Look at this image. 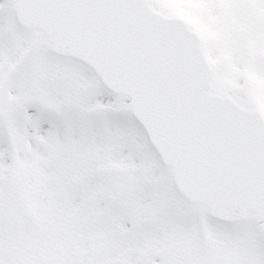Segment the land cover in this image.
<instances>
[{
	"label": "snow or ice",
	"instance_id": "obj_1",
	"mask_svg": "<svg viewBox=\"0 0 264 264\" xmlns=\"http://www.w3.org/2000/svg\"><path fill=\"white\" fill-rule=\"evenodd\" d=\"M0 0V264H264V0Z\"/></svg>",
	"mask_w": 264,
	"mask_h": 264
},
{
	"label": "rangeland",
	"instance_id": "obj_2",
	"mask_svg": "<svg viewBox=\"0 0 264 264\" xmlns=\"http://www.w3.org/2000/svg\"><path fill=\"white\" fill-rule=\"evenodd\" d=\"M166 5L173 10H177L179 13H183L184 15H187L190 19L192 17L193 22H195L199 26L203 35H210L207 29H205L206 27L200 23L198 17L192 11H190V9L194 8L195 6L190 4L188 0H165L163 7L165 8L166 11L171 12V9L169 10V8Z\"/></svg>",
	"mask_w": 264,
	"mask_h": 264
}]
</instances>
